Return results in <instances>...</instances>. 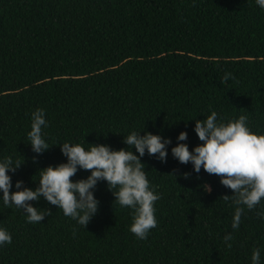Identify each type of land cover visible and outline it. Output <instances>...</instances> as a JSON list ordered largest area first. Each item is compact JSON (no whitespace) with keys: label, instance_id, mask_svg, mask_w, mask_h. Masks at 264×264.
<instances>
[{"label":"trees","instance_id":"obj_1","mask_svg":"<svg viewBox=\"0 0 264 264\" xmlns=\"http://www.w3.org/2000/svg\"><path fill=\"white\" fill-rule=\"evenodd\" d=\"M37 108L53 145L39 154L27 138ZM212 111L217 123L246 115L250 131L264 134V9L256 0H0V161L24 160L9 170L10 191L17 180L38 187L39 169L67 161L65 142L119 150L132 131L171 139L166 162L147 151L140 158L160 196L147 239L130 232L133 210L115 203L103 180L86 228L43 197L30 203L51 214L29 223L0 192V228L12 237L0 245V264H251L254 249L264 264V199L245 207L234 230L236 206L222 198L232 190L172 155L178 143H203L195 122ZM181 131L187 140L178 141ZM89 175L78 169L72 180Z\"/></svg>","mask_w":264,"mask_h":264},{"label":"clouds","instance_id":"obj_2","mask_svg":"<svg viewBox=\"0 0 264 264\" xmlns=\"http://www.w3.org/2000/svg\"><path fill=\"white\" fill-rule=\"evenodd\" d=\"M256 3L264 9V0H256ZM230 75L231 73H225L224 81ZM247 120L246 115H241L236 120L217 123V113L212 111L206 119L195 122L194 131L203 143L192 150L186 143H178L171 149L173 157L180 163L191 162L196 173L203 168L208 174L219 176L220 183L232 190L231 196L223 195L222 198L236 206L231 225L234 230L239 228L245 207L253 210L264 199V134L251 132ZM42 127H47L45 112L37 108L31 114V130L27 133V138L33 152L38 154L53 146L46 143ZM177 139L187 140V132L181 131ZM123 143L128 147L119 150H113L106 144H90L91 147L87 150L78 143L60 144L67 161L39 169V186L34 190L22 188L23 181L17 180V190L10 191L12 179L8 174L9 170L15 172L24 160L14 162L11 156L4 157L0 161V192L3 193V204L22 209L27 221L35 224L51 214L50 209L38 211L30 203L43 197L51 205L62 209L66 217L76 220L86 228L98 211L99 201L92 190L98 181L103 180L112 191L114 202L133 210L130 232L137 239H147L149 231L157 226L154 205L160 196L150 187L145 165L140 158L147 151L148 155L157 156L161 162H166V146L171 143V139L151 132L141 135L140 132L132 131L124 136ZM133 147L139 155L131 150ZM78 169L89 171L90 175L86 179L73 181L72 177ZM183 175L187 178L189 173ZM204 188L211 191L209 185H204ZM258 215L264 218V212ZM232 239L231 233L224 237L226 242ZM11 242V235L0 228V245ZM227 246L230 248L231 244L228 243ZM251 264H260L259 249L253 250Z\"/></svg>","mask_w":264,"mask_h":264}]
</instances>
